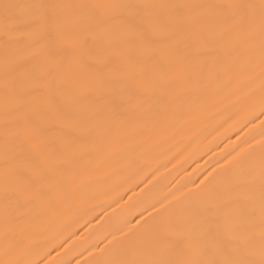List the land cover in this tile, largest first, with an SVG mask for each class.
Masks as SVG:
<instances>
[{
	"label": "bare ground",
	"instance_id": "obj_1",
	"mask_svg": "<svg viewBox=\"0 0 264 264\" xmlns=\"http://www.w3.org/2000/svg\"><path fill=\"white\" fill-rule=\"evenodd\" d=\"M114 2L121 0H0V264L10 259H19L23 264H45L46 261L53 264L55 260L69 259L72 264L77 260L99 264L129 259H161L169 264H190L208 259L242 261L248 258L244 249L254 252L255 258L259 259L260 186L264 180V128L260 126L264 120V116H260L264 102V76L260 75L264 69L259 29L261 0H122L202 5L197 12L203 18L204 26L217 32L224 25L213 5L243 3L257 6L252 10L257 18L251 29L252 38L245 41L237 37L229 42V47L236 46V52L230 54L235 60V70L207 93L190 97L182 106L162 105L148 113L141 109L142 114L132 121L122 117L73 119L79 112H96L107 99L102 91L96 90L95 77L86 71L88 65L106 60L108 69L143 71L146 76L143 79L137 77L141 88L151 86L153 75L165 79L184 71H194L190 64L176 62L170 50L160 42L145 45L138 34L125 31L116 21L112 22L111 32L120 38L118 42L109 38L96 42L89 39L75 57L65 53L56 59L53 72L58 79L52 87L55 91L60 85L56 97L62 112L46 104L36 110L34 101L41 93L30 89L47 82L37 79L49 66L42 57L25 59L14 73L15 79H9L6 91L5 62H13L19 55L31 51L28 33L37 25L16 27L28 12L27 8L16 9L13 11L19 14L18 18L7 22L9 28L6 31L4 3L27 6ZM18 50L22 51L18 53ZM226 51L227 48H221L214 54L224 55ZM157 61L159 63L154 64ZM195 84L192 80L178 81L173 91L195 87ZM65 89L68 96L61 94ZM76 97H79L77 103L69 102L70 98ZM253 115L258 119H253ZM73 152L79 153L80 157L75 162L76 177L70 188L80 191L41 203L20 220L9 224V237L22 241V249L6 255L3 195L6 161L7 166L19 165L26 174L33 175L37 167H48ZM225 153L236 157L231 167L224 165V160L230 159ZM209 173H214V177L208 186L198 194L189 195V190L195 187L189 181L195 180L199 184ZM145 188L141 194V189ZM125 192L127 195L119 200ZM169 192H172L167 197L170 207L161 217L149 222L158 224L163 218H171L176 226L169 230V235L182 234L176 247L165 250L164 242L158 239L154 229L143 224L136 226L140 219L136 214ZM227 201L231 203H225ZM208 204L219 205L212 215L217 218L223 240L197 238L205 225L203 217L196 213ZM152 211L148 208L145 218ZM127 220H131V224H126ZM117 228L122 232L134 230L125 237L115 231ZM73 232L75 236L71 235ZM108 232L116 238L111 246L102 253L90 246ZM233 238L239 239L238 246L228 244ZM112 239L110 236L109 240ZM65 241L67 247L57 246ZM86 247L88 251L81 257L78 253ZM234 247L240 251L233 250ZM48 252L51 256L46 255Z\"/></svg>",
	"mask_w": 264,
	"mask_h": 264
},
{
	"label": "snow or ice",
	"instance_id": "obj_2",
	"mask_svg": "<svg viewBox=\"0 0 264 264\" xmlns=\"http://www.w3.org/2000/svg\"><path fill=\"white\" fill-rule=\"evenodd\" d=\"M201 7L203 6L197 4H148L122 2V0L114 3H38L27 6L4 3L2 8L6 21V31L9 28L7 22L18 18L19 14L13 11L16 9H28L24 19L15 25L16 27L37 25L35 29L28 33V47L31 51L26 55H19V58L13 62L6 60L4 66L5 89L8 90L9 79H15L14 73L22 66L25 59L42 57L48 62L49 66L47 71L37 79H46L47 82L45 85L36 84L30 89L33 92L41 93L34 101L36 110H39L41 105L46 104L49 108L62 112V105L57 102L56 97L60 85H57L55 91L52 87L53 82L58 79L57 74L53 72L56 67V59L65 53L75 57L77 53L83 51L89 39L96 42L109 38L112 42H118L120 38L112 35L111 32L112 22L116 21L125 31L138 34L145 45L152 46L154 43L160 42L161 46L170 50L176 62L190 64L194 71H184L176 77L165 79L153 75L151 86L141 88L137 77L143 79L146 76L143 71L137 73L127 69H108L106 60H102L99 64L88 65L86 71L95 77L97 81L96 90L102 91L107 99L96 112L92 114L79 112L73 115V119L87 121L93 118L122 117L126 121H132L142 114L141 109H143V113H148L162 105L182 106L190 97L207 93L213 85L235 70V60L230 58V54L236 52V46L233 44L229 47V42L237 37L245 41L251 39L253 36L251 29L257 19L252 11L257 8L256 5L243 3L213 5L212 7L217 10L216 15L222 20L224 27L218 32L212 31L204 26L203 18L197 12V9ZM259 29L261 47L264 48V0H261L259 5ZM221 48H227L224 55L214 54ZM21 51L18 50V53ZM80 60L83 62L82 57H80ZM158 63V61L154 62V64ZM260 75L264 76V69L261 70ZM188 80L195 81V87L173 91L178 81L186 82ZM61 94L68 96L66 89ZM78 100L79 97L70 98L69 102L77 103ZM260 116H264V102L261 104ZM252 118L258 119L255 115ZM260 126L264 128V120H261ZM262 144H264V141H262ZM225 155L229 156L230 159L224 160V165L231 167L232 161H235L236 157H231L230 153H225ZM79 157V153L73 152L48 167H37L33 175L26 174L24 168L19 165L7 166L6 161L5 187L3 190L6 255L9 252L22 249V241L9 237V224L20 220L22 215L27 214L33 207L41 203L52 202L59 197L75 195L80 191L79 188H70L76 177L75 162ZM221 159H224V157L222 156ZM221 170L223 171L225 168L222 166ZM201 175L203 174L201 173ZM213 177L214 173H209L199 184H196L195 180H190L189 183L195 187L189 190L188 194L194 195L202 192ZM144 179H147V177L145 176ZM140 183H143V180ZM151 183L152 181H149V184ZM135 186L139 187V184ZM146 188L141 189V194ZM124 195H127V192L120 195L118 199L123 200ZM171 195L172 192H169L166 196H161L136 214L140 217L136 222V226L143 224L154 229L158 239L164 242L165 250L176 247L182 239V234L176 233L175 237L169 235V230L176 226L171 218H163L158 224H150L149 222L154 221L156 217H161V214L167 211L170 207L167 197ZM175 198L173 197V199ZM260 200L262 232L259 259L255 258L254 252L244 249V254L248 258L242 261L208 259L192 261L190 264H264V180H262L260 186ZM161 201H164V203H161ZM115 202L114 200L113 203ZM225 203H231V201ZM157 205H159V208H157ZM217 207H219L218 204H208L198 209L196 215L203 217L205 225L203 231L199 233L198 239H224L223 233L217 227V218L212 215ZM148 208L153 211L148 213L147 218H145ZM21 209L24 211L21 212ZM125 223L131 224V220H127ZM133 230L128 229L127 232H122L121 228L115 229L125 237L130 235ZM71 235L75 236V232ZM110 236L113 237L112 240H109ZM115 239L113 233L108 232L90 246L100 249L102 253L112 245ZM105 241H107L106 245ZM228 244L238 246L240 241L233 238L228 241ZM101 245H105V247L101 248ZM57 246L67 247L68 242L65 241L62 245ZM233 250L240 251L238 247H234ZM52 251H55V249H52ZM87 251L88 248L86 247L78 254L83 257ZM46 255L51 256V252L46 253ZM89 255L92 254L89 253ZM3 264H23V262L19 259H10L4 261ZM45 264H48V262L46 261ZM53 264H72V260H55ZM76 264H91V262L77 260ZM99 264H169V262L161 259H129L118 262L101 261Z\"/></svg>",
	"mask_w": 264,
	"mask_h": 264
}]
</instances>
